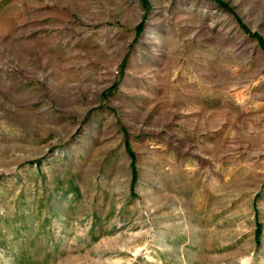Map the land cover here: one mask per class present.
<instances>
[{
    "label": "rangeland",
    "instance_id": "1",
    "mask_svg": "<svg viewBox=\"0 0 264 264\" xmlns=\"http://www.w3.org/2000/svg\"><path fill=\"white\" fill-rule=\"evenodd\" d=\"M0 264H264V0H0Z\"/></svg>",
    "mask_w": 264,
    "mask_h": 264
}]
</instances>
